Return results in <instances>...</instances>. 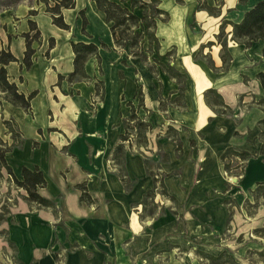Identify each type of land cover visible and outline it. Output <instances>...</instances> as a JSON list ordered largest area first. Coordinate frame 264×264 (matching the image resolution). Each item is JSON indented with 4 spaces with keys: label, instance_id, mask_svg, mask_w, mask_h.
Returning <instances> with one entry per match:
<instances>
[{
    "label": "crops",
    "instance_id": "obj_1",
    "mask_svg": "<svg viewBox=\"0 0 264 264\" xmlns=\"http://www.w3.org/2000/svg\"><path fill=\"white\" fill-rule=\"evenodd\" d=\"M159 1L169 14L168 22L157 25L161 54L175 50L182 73L189 77L185 109L173 104L161 109L163 86L176 87L170 94H177L176 81L164 73L153 75L129 49L117 48L111 24L93 1L76 0L74 9L62 11L70 31L55 26L39 0H27L0 12V44L18 60L7 66L8 75L26 96L38 92L30 113L5 101L0 93V136L9 139L4 119H14L25 141L7 160L18 178L23 167H38L47 180L39 194L55 202L58 210L55 214L18 198L10 209L11 217L1 224L15 246L18 264H209L199 252L219 256L224 251L218 245L229 226L230 211L225 201L215 196L227 184L221 157L231 147L250 152L248 129L255 124L258 127L264 118L259 105L263 97L256 103L258 110L251 111H257V120L249 122V113L245 115L241 105L251 90L237 79L258 43L263 44L262 55L264 42L246 48L232 42L229 35L233 61L224 72L216 36L223 20L240 22L256 0L245 4L241 0L201 1L220 10V17L199 10V0ZM31 11L38 14L30 16ZM81 11L88 23L85 33ZM30 21L36 24L40 38L31 44L35 53L32 67L27 69L24 35L32 38L36 34ZM226 31L230 34L232 27ZM71 42L97 45L100 61L93 57L86 64L91 81L58 85L60 75L68 77L74 71ZM209 43L215 45L208 47ZM202 47L204 60L210 59L215 70L208 62L205 66L197 60ZM208 55L210 58H205ZM260 72L264 69L256 72V87L263 91L257 80ZM97 81L104 83L102 101L96 94ZM209 89L223 97L230 112L219 114L207 106L204 93ZM140 97L143 108L139 107ZM132 107L152 130L147 134V147H137L135 140L132 147L126 145L125 169L134 182L127 190L113 156ZM169 129L176 131L182 144L180 154ZM159 148L169 156L160 167L167 174V192L176 203L157 195L155 214L142 219L145 195L154 189L145 157L160 162ZM81 185H85L91 203L81 201ZM21 195L26 194L21 191ZM195 240H199L195 252L185 250Z\"/></svg>",
    "mask_w": 264,
    "mask_h": 264
},
{
    "label": "trees",
    "instance_id": "obj_2",
    "mask_svg": "<svg viewBox=\"0 0 264 264\" xmlns=\"http://www.w3.org/2000/svg\"><path fill=\"white\" fill-rule=\"evenodd\" d=\"M25 0H0L3 2V10L12 9ZM46 5V13L49 14L53 20V24L58 28L70 31L71 27L68 26L63 18L62 11L64 9H74L76 0H42ZM93 1L98 10L103 12L106 16V22L111 24V33L113 35L115 45L119 49H129L132 56L139 58L143 63L149 66L150 72L153 75L164 73L171 79L175 80L178 85V97L172 102L173 105L186 108L185 93L187 91L188 75L180 72L174 66H172L175 50H171L168 53L161 54V42L156 35L158 23H166L169 20V14L161 9L159 0H91ZM249 0H241L242 4L247 3ZM50 2L53 3L51 6ZM199 10L207 11L211 16L220 17V10L217 8H211L206 3H202L199 0ZM37 11H31L30 16H36ZM80 16L83 19V33L87 27V20L85 18L84 11L80 12ZM31 31L36 30V34L33 38L30 34H25L24 38L27 43V51L25 53L24 64L27 69L32 67V57L34 50L31 49V44L40 38V32L37 31V26L34 22L30 21ZM232 27V32L228 34L226 28ZM229 35H231V41L246 48H251L254 43L264 42V0H256V4L250 8L244 14L240 22H232L223 20L220 26V33L216 36L217 43L221 46V60L223 62V71L228 72L231 68L233 61L232 55L229 51ZM54 40H50V47L54 46ZM72 49L75 55L74 59V71L68 76H59V83L61 85L63 81H67L70 85L79 82H89L92 79L86 73V64L89 59L96 57L100 61L99 47L93 43L83 42H71ZM213 43H209L208 47H212ZM103 49H107L105 44H101ZM203 47L199 52L202 54ZM264 58V48L262 51ZM210 58V56H205ZM168 59V63L163 60ZM170 59L172 61H170ZM17 58L13 55L10 49H5L0 44V93L4 96L5 101L14 105L15 107L23 109L25 112H31V102L37 96L38 92H32L28 96L19 92L18 86L13 83L8 75L7 66L11 63H17ZM209 66L215 70L213 62L208 60ZM263 91H264V72H260L257 75ZM96 94L103 100L104 83L101 81L96 82ZM205 102L208 107L217 111L219 114H227L230 112V108L225 105L223 97L214 89H209L204 93ZM259 105L264 110V99L259 102ZM140 108L144 107L143 98L140 97ZM167 107L164 102H161V109L165 110ZM4 124L8 130V134L11 135L12 143L4 141L0 137V180L4 178V172L8 176V183L14 185L17 190H23L26 192V196L23 200L30 206L36 205L40 209H50L55 214H58L57 205L55 202L42 197L39 194V190L47 186V180L43 172L35 167L29 169L23 167L21 169L20 178H18L13 168L9 165L7 157L15 149H21L24 145L23 134L21 133L18 125L13 120H5ZM125 134L121 136V142L114 150L113 163L118 167L119 177L127 190L131 189L134 182L128 177L125 169V157L127 153V144L132 147V142L135 140L137 147H147L148 138L147 134L152 130V125L147 121H143L139 118L137 111L132 107V113L128 120L124 121ZM258 127L260 129L259 140L261 142V148L258 153L251 154L247 151H240L235 148H229L222 154L221 161L224 164L225 172L232 176L233 174L231 166L233 163H241L242 165L253 158H264V118L259 121ZM169 133H174V140L177 142V152L180 154L182 150V144L178 138H176V131L169 129ZM194 141L192 145L194 146ZM160 149V148H159ZM160 162H152L149 158L145 157V164L147 168V174L154 180V189L149 191L142 203L144 207L143 215L153 217L157 204L155 199L157 195H161L172 202L176 203L175 198L170 196L167 192L164 180L167 177L160 167V163H166L169 161V156L164 154L161 149L158 152ZM228 185V184H226ZM83 191L81 196L82 202L91 203V198L87 193L85 185L78 186ZM250 196L254 200V204L250 199L246 200L245 209L249 215L253 214L248 210L252 208L254 210L260 207L264 208V182L256 183L254 189L250 190ZM16 205V203L14 204ZM6 213V214H5ZM10 214L9 206L6 204L3 206V213L0 215V224L6 221V215ZM231 216V213H230ZM229 217V221H230ZM4 236L6 231L1 232ZM254 234L264 240V226L256 229ZM9 244L15 249L14 244L8 240ZM16 250V249H15ZM199 255L209 261L210 264H240L236 258L228 251H224L219 256H212L203 252H199ZM259 256L264 258V250L259 252Z\"/></svg>",
    "mask_w": 264,
    "mask_h": 264
},
{
    "label": "rangeland",
    "instance_id": "obj_3",
    "mask_svg": "<svg viewBox=\"0 0 264 264\" xmlns=\"http://www.w3.org/2000/svg\"><path fill=\"white\" fill-rule=\"evenodd\" d=\"M39 1L44 5L43 7L46 12V5L42 0ZM2 4L3 2H0V12L3 11ZM50 4L53 6L52 2H50ZM262 45V43H258L254 46L250 55V62L240 68L237 77V79H240L241 82L246 84L251 90L248 94H245V97L248 99L245 103L246 105H241L242 107L245 106V115L249 113V122H251V120H257V111H254L253 114L251 111L252 109L258 110L256 103L264 97V92L256 87V72L264 69V59L262 58V55H260ZM196 58L200 63H203V65H207L208 61L204 60L202 54L199 55L198 53ZM163 61L168 63L169 60L164 59ZM170 61L172 60L170 59ZM173 61L175 64L174 66L182 72L183 69L180 67L179 62H177V52L174 55ZM215 74L217 75V73ZM172 89H176V87L168 85L163 86L162 88L164 91L163 99L166 107L172 105V102L178 97V93L174 95L170 94ZM243 100L244 98L241 99V101ZM1 106L2 102L0 101V107ZM5 120L7 119H4V121ZM9 120L15 121L14 119ZM258 136L259 130L257 124L251 125V128L248 129V137L250 138L248 142L251 154H256L259 151L260 144L258 142ZM3 140L10 144L12 143L11 135H9V139L4 138ZM253 159L254 160H249L243 165L238 162L233 163L231 166V173L233 175H225V182H227L228 185L215 193V196L219 200L225 201V204L231 213L229 226L222 237L221 245H218V247L232 254L240 264H264V258L259 256V252L264 250V240L254 234L256 229L264 226V208L260 207L257 210L249 208L248 210L253 214V216H251L244 207L247 199H250L254 204V200L250 198V189H254L257 182L264 181V158L259 157ZM21 191L17 190L14 185L8 183V176L4 172V178L0 180V215L3 213L4 205L7 204L9 209H11L15 203L17 205V202L19 201L18 198L23 199L24 196L21 195ZM10 217L11 214L6 215V219H9ZM2 231L3 229L0 224V264H18V254L8 242V232L4 236L1 233ZM198 241L199 240H195L193 245L185 247V250L194 251V244H199Z\"/></svg>",
    "mask_w": 264,
    "mask_h": 264
}]
</instances>
